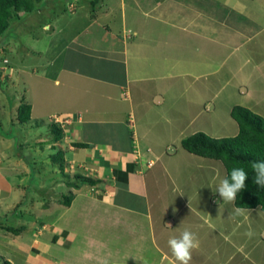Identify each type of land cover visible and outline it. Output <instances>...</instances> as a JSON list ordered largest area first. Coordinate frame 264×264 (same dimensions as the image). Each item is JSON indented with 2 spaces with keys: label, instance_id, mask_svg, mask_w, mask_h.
<instances>
[{
  "label": "crops",
  "instance_id": "crops-1",
  "mask_svg": "<svg viewBox=\"0 0 264 264\" xmlns=\"http://www.w3.org/2000/svg\"><path fill=\"white\" fill-rule=\"evenodd\" d=\"M69 1L71 14L85 12L87 23L66 38V58L77 56L92 68H61L55 83L66 86V96L55 111L68 118L66 127L61 121L66 158L90 175L54 181L57 187L67 185L63 198L74 195L69 205L60 194L41 203L37 199L36 219L17 220L20 231L11 241L16 253L23 252L20 263L179 264L168 240L187 229L200 242L189 264H244L247 258L249 264H264V248L253 258L245 244L246 228L237 234L240 222L253 224L251 215L235 221V236L222 220L227 209L215 208L222 203L215 202L213 190L226 177L224 164L182 145L185 137L203 131L197 123L205 120L203 106L214 98L216 43L233 48L232 43L216 40L207 25L198 30L180 24L175 4L101 0L94 11L89 8L93 0ZM201 9L195 13L204 17ZM66 11L59 8L45 28L61 30L59 16ZM233 45L232 52L242 44ZM230 72L236 86L244 84V70ZM31 103V116L42 119L45 114L35 113ZM54 188L53 195L60 190ZM261 227L259 241L264 240ZM20 234L23 238H16Z\"/></svg>",
  "mask_w": 264,
  "mask_h": 264
},
{
  "label": "rangeland",
  "instance_id": "rangeland-1",
  "mask_svg": "<svg viewBox=\"0 0 264 264\" xmlns=\"http://www.w3.org/2000/svg\"><path fill=\"white\" fill-rule=\"evenodd\" d=\"M76 1L77 4L82 2V0ZM158 1L175 4L176 9L179 10L177 13H181V16H177V20L183 26L188 24L192 26V29L201 30L203 25H207L211 31H214L216 40L227 44L231 42L233 48L236 46L233 44H242L238 50L235 49L232 52L233 48L219 47L216 43L214 52L216 71L212 79L215 86L214 98H209L207 105L203 106L206 113L202 117L205 120L198 121L199 128L204 132L207 128L208 134L216 137L237 134L239 125L231 115V109L236 104L247 106L264 116V0ZM69 3V0H42L39 8L41 12L37 10L31 16L28 13H22V19L12 23L8 31L0 37V226L3 224L12 227L8 232L7 229L0 227V264H8L7 260L10 261V259L12 261L19 259L16 264H21L23 252L16 253L15 246H12L11 240L17 233L13 231V228L20 227L18 219L22 218L26 221L36 219L37 214L33 207L37 199H40L39 203H41L43 199H49L52 196L54 198L57 194L62 197V190L66 193L67 185L62 184L57 187L53 185L54 181L58 179L78 181L77 175L84 178L90 175L87 170L79 169L81 166L76 162L66 158L65 129V137L61 142L55 145H42L44 139L50 135L53 121H62L65 127L68 122V118L63 113L55 111L64 104L66 96V86L55 83L56 78L59 77V71L66 65H81L82 68L86 67V70L92 68L86 64H80L77 56L66 58V38L87 23L85 12L79 11L75 16L72 15L68 9ZM233 5H236L233 9L237 8V12L231 10ZM99 6L100 3L97 5L91 3L89 8L98 10ZM196 7L203 9L201 11L205 14L204 17L197 16ZM59 8H67L66 13L60 14L58 20V28L62 29L53 31L51 30L53 28H45L46 20H50ZM74 18L76 19L73 20ZM101 19L106 20V17L102 14ZM203 19L206 21H202ZM116 20L113 24H118ZM107 22L112 23L111 20ZM159 26H162V23ZM236 67L244 70L242 82L244 84L241 86H236L237 77L230 72ZM201 80L199 79L200 83ZM227 81L229 82L226 84ZM22 102H33L35 104L33 111L36 109L35 113L45 115H42V119H39L40 115H34L31 116L30 122H21L17 118V113ZM59 150L63 151L62 161L65 163V169L60 167L62 161L52 160V155ZM68 156L71 157V153ZM217 161L221 164L215 162L216 165H223L220 160ZM223 171L221 168L224 174L226 171L224 166ZM193 173L201 174L197 170ZM217 184L218 182H215V185ZM209 185L210 182H208L210 188ZM54 187L60 189L54 193L55 195L52 194ZM215 197L218 198L215 202L219 203V194L215 193ZM221 204L215 208L223 206L227 209L222 220L231 228L232 234L236 236L244 228L247 232L249 227H254L252 229L255 235L251 239L245 235L244 239L245 244L251 249L253 258H257L264 248V240L259 241L258 233V228L264 226V211L260 207L256 208L257 212L251 213L253 224L250 220L243 225L240 222L237 225L239 230L236 234L234 233L235 221L228 219L229 210L235 207V204L225 205L223 202ZM260 209L261 214H258ZM23 233L27 236L24 231ZM24 234L16 238L21 236L23 238ZM243 235L244 233L241 237H244ZM216 241L219 243V240L216 239ZM253 241L260 242L256 244L258 245L256 250L252 249ZM240 257L242 256H236V259ZM241 260L243 261V258ZM248 262L247 258L242 263L249 264Z\"/></svg>",
  "mask_w": 264,
  "mask_h": 264
},
{
  "label": "trees",
  "instance_id": "trees-1",
  "mask_svg": "<svg viewBox=\"0 0 264 264\" xmlns=\"http://www.w3.org/2000/svg\"><path fill=\"white\" fill-rule=\"evenodd\" d=\"M92 2L97 5L99 0ZM41 3L42 0H0V37L8 31L12 23L22 19V13H28L31 16L37 10L41 12L39 9ZM93 10L95 11V8ZM31 112V103L22 102L18 107V120L30 122ZM231 115L239 125L237 134L216 137L204 131H197L185 137L182 145L192 153L220 160L226 168V177L229 176L233 167H243L248 172L249 178L245 182L246 187L238 193L234 204L245 208L260 207L264 211V188H259L253 183V173L250 167L252 161L264 160V116L241 104L232 107ZM64 137L65 131L61 122L55 120L52 122L50 135L44 139L42 145H55ZM74 145L86 146V143H74ZM62 152L59 150L58 153L53 154L52 160L61 162L64 159ZM60 167L65 169L63 161ZM73 197L72 193L67 194L63 202L69 205ZM0 227L7 229V232L12 229L9 225L1 224ZM13 231L18 233L20 229L15 227ZM7 263L11 264L9 260Z\"/></svg>",
  "mask_w": 264,
  "mask_h": 264
},
{
  "label": "clouds",
  "instance_id": "clouds-1",
  "mask_svg": "<svg viewBox=\"0 0 264 264\" xmlns=\"http://www.w3.org/2000/svg\"><path fill=\"white\" fill-rule=\"evenodd\" d=\"M253 173L252 181L259 188H264V160H254L250 163ZM248 172L243 167H233L229 176L222 179L213 190L218 193L220 200L225 204H234L237 195L246 187V180H248ZM258 214H261V209ZM251 215V210L243 206H235L229 210L228 219L237 221L240 217ZM245 235L251 239L255 235V231L249 227ZM168 246L171 250L172 256L179 264H189L192 259V250L198 249L200 242L195 233L185 229L179 237H172L168 240ZM103 264H107L104 261Z\"/></svg>",
  "mask_w": 264,
  "mask_h": 264
}]
</instances>
